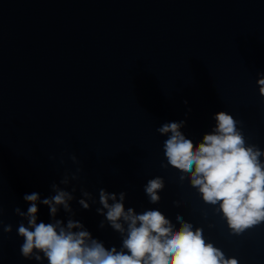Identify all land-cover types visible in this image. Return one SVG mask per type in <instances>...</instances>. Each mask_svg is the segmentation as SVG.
I'll use <instances>...</instances> for the list:
<instances>
[{"label": "water", "instance_id": "1", "mask_svg": "<svg viewBox=\"0 0 264 264\" xmlns=\"http://www.w3.org/2000/svg\"><path fill=\"white\" fill-rule=\"evenodd\" d=\"M261 73L264 0H0V264H47L21 255L14 209L27 211L25 194L54 195L53 183L76 189L72 212L61 206L56 219L80 221L106 248L122 238L97 212L101 188L177 228L179 213L238 264H264V222L234 233L218 206L161 167L167 135L156 131L184 120L195 145L226 111L264 150ZM156 176L165 187L153 204L144 186ZM81 188L96 201L88 209ZM49 213L39 203L37 222Z\"/></svg>", "mask_w": 264, "mask_h": 264}, {"label": "clouds", "instance_id": "2", "mask_svg": "<svg viewBox=\"0 0 264 264\" xmlns=\"http://www.w3.org/2000/svg\"><path fill=\"white\" fill-rule=\"evenodd\" d=\"M257 84L259 93L264 96V73L258 74ZM214 119L213 129L195 145L181 131L186 123L184 120L158 127L159 134L167 135L163 142L167 163L162 161L161 167L175 168L181 181L187 178L203 202L218 206L230 229L239 234L264 222V160L261 159L264 150L246 143L237 127L242 122L230 113L219 111L214 114ZM71 159L78 162L74 154ZM80 171L82 169L77 168L71 179H78ZM69 182L66 173L60 184ZM164 187L161 176L147 181L144 191L150 203L160 201L159 192ZM51 188L54 195L44 199L37 192L25 194L23 199L29 202L27 211L20 207L14 209L23 218L17 232L23 238L20 253L28 260H46L47 264H238L236 258L226 257L220 248L206 242L203 229L194 227L179 213L175 215L177 228L159 210L137 213L132 207L126 209L125 192L110 193L101 188L99 204L102 207L97 208V212L105 216L122 238L119 249L115 246L106 248L80 221L69 218L65 223L56 219L61 206L66 212H72L69 202L74 199L75 186L71 192L56 183ZM81 191L83 198L78 203L88 209V201H96L90 192L83 188ZM39 203L49 207L52 222H37ZM100 226H104L103 221ZM3 230L10 233L12 225L4 226Z\"/></svg>", "mask_w": 264, "mask_h": 264}]
</instances>
